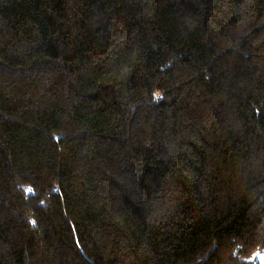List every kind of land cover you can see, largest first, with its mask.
Masks as SVG:
<instances>
[{"label":"trees","instance_id":"16d2710c","mask_svg":"<svg viewBox=\"0 0 264 264\" xmlns=\"http://www.w3.org/2000/svg\"><path fill=\"white\" fill-rule=\"evenodd\" d=\"M264 0H0V264H264Z\"/></svg>","mask_w":264,"mask_h":264},{"label":"rangeland","instance_id":"374dc122","mask_svg":"<svg viewBox=\"0 0 264 264\" xmlns=\"http://www.w3.org/2000/svg\"><path fill=\"white\" fill-rule=\"evenodd\" d=\"M263 257H264V250L257 254L258 260H262Z\"/></svg>","mask_w":264,"mask_h":264}]
</instances>
